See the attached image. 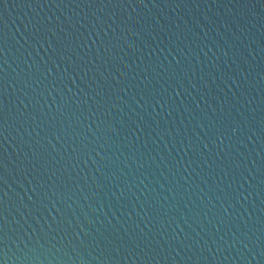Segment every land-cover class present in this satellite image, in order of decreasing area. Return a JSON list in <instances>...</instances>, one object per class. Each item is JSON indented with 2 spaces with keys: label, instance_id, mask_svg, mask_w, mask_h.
<instances>
[{
  "label": "water",
  "instance_id": "water-1",
  "mask_svg": "<svg viewBox=\"0 0 264 264\" xmlns=\"http://www.w3.org/2000/svg\"><path fill=\"white\" fill-rule=\"evenodd\" d=\"M0 264H264V0H0Z\"/></svg>",
  "mask_w": 264,
  "mask_h": 264
},
{
  "label": "snow or ice",
  "instance_id": "snow-or-ice-1",
  "mask_svg": "<svg viewBox=\"0 0 264 264\" xmlns=\"http://www.w3.org/2000/svg\"><path fill=\"white\" fill-rule=\"evenodd\" d=\"M3 77H0V84H2ZM6 123V112L5 108L3 106V102L0 101V128H3L4 124ZM0 169H3V164L0 162ZM2 179V177H0ZM4 217L3 215H0V232H3L4 230Z\"/></svg>",
  "mask_w": 264,
  "mask_h": 264
}]
</instances>
